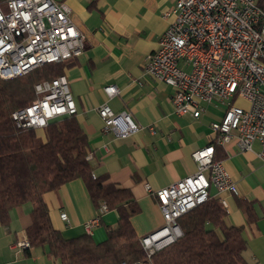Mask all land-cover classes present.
Segmentation results:
<instances>
[{
  "label": "built area",
  "instance_id": "built-area-1",
  "mask_svg": "<svg viewBox=\"0 0 264 264\" xmlns=\"http://www.w3.org/2000/svg\"><path fill=\"white\" fill-rule=\"evenodd\" d=\"M163 16L169 22L157 48L146 58L145 74L173 89L170 102L176 115L198 119L211 104L224 105V111L210 125L211 142L191 154L197 165L194 173L158 190L145 186L157 202L162 223L139 237L146 261L137 264H149L154 253L182 236L177 220L203 204L211 188L216 194H237L236 183L223 163L214 160L216 146L234 139L243 153L257 142L258 157L264 162V10L258 0H175ZM84 49L85 37L71 21L65 2L5 0L4 7L0 6V79L76 59ZM34 88L36 98L11 113L17 127L43 129L50 121L77 113L65 74ZM103 92L110 99L120 90L111 84ZM97 113L104 131L119 138L140 130L130 113L116 112L106 102ZM219 201L226 206L223 199ZM106 211L102 204L83 225L87 235ZM59 217L67 221L65 212ZM13 247L19 251L30 248L26 238Z\"/></svg>",
  "mask_w": 264,
  "mask_h": 264
},
{
  "label": "crops",
  "instance_id": "crops-1",
  "mask_svg": "<svg viewBox=\"0 0 264 264\" xmlns=\"http://www.w3.org/2000/svg\"><path fill=\"white\" fill-rule=\"evenodd\" d=\"M57 1L69 6L71 21L85 37L83 54L70 60L63 74L77 106L75 118L87 137L92 175L131 194L139 207L131 223L141 237L162 223L157 202L145 186L158 190L196 171L191 154L211 142L210 125L221 119L224 105H208L198 119L176 115L170 102L173 89L144 72L146 58L169 22L163 14L175 0ZM111 84L120 92L108 99L103 87ZM105 102L116 112L130 113L140 130L126 138L104 131L97 108ZM259 151L254 142L250 151L241 153L234 139L214 151V160L221 161L235 181L237 194H216L211 188V195L225 201L226 224L243 228L245 264H264V162ZM44 200L53 227L65 239L85 234L83 225L97 214L81 179L47 192ZM241 200L252 205L251 220ZM30 211V203L13 208L9 224H0V264H59L40 247H13L26 238ZM61 212L67 221L60 219ZM116 225V212L107 210L92 229V240L104 241L106 228Z\"/></svg>",
  "mask_w": 264,
  "mask_h": 264
},
{
  "label": "trees",
  "instance_id": "trees-1",
  "mask_svg": "<svg viewBox=\"0 0 264 264\" xmlns=\"http://www.w3.org/2000/svg\"><path fill=\"white\" fill-rule=\"evenodd\" d=\"M258 5L264 10V0ZM68 62L47 63L20 77L0 79V224L7 226L10 211L30 203V224L25 229L29 246L42 248L59 264L145 262L131 223L139 207L127 190L92 175L87 137L75 115L50 121L43 129L19 128L11 118L14 110L36 98V84L63 74ZM75 179L82 180L96 210L105 204L117 214V225L106 228L100 243L86 233L65 239L51 222L44 195ZM239 205L251 220L252 205L245 200ZM225 216V207L210 195L177 220L182 236L154 253L149 264H245L243 228L228 226Z\"/></svg>",
  "mask_w": 264,
  "mask_h": 264
}]
</instances>
